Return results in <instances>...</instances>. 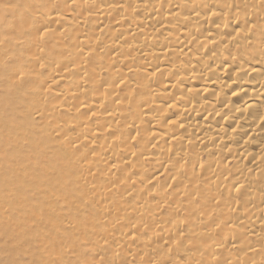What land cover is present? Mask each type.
Here are the masks:
<instances>
[{"label":"bare ground","instance_id":"6f19581e","mask_svg":"<svg viewBox=\"0 0 264 264\" xmlns=\"http://www.w3.org/2000/svg\"><path fill=\"white\" fill-rule=\"evenodd\" d=\"M5 47L39 264H264V0H0Z\"/></svg>","mask_w":264,"mask_h":264},{"label":"rangeland","instance_id":"374dc122","mask_svg":"<svg viewBox=\"0 0 264 264\" xmlns=\"http://www.w3.org/2000/svg\"><path fill=\"white\" fill-rule=\"evenodd\" d=\"M6 41H9V40L5 39V43ZM10 43L11 42H7V44H10ZM25 49L26 47H24V50H23L24 53H25ZM10 61H12L11 54L9 53V49L5 47L4 50H0V68L3 66V64H6ZM29 81L30 82L27 83V87H30L32 85L31 82H33L32 80H29ZM33 85H35V83ZM11 93L12 92H10V90H6L3 88V83L1 82V77H0V105H4V106L11 105L10 104L11 100H9ZM0 117L2 116L0 115ZM34 126L40 128L42 127V124L36 123L34 124ZM5 132H6V129H3L1 127L0 128V160H1L0 168L6 167L7 164H11L13 161H16L18 159L30 157V151L27 148H18L15 155L13 156L9 155L8 151L6 150L8 146L7 144L8 141L6 140H8V138ZM33 171L35 170H32L31 175L35 177L34 176L35 173H33ZM26 173H28V170L25 172V174ZM19 179L22 180L25 178L17 176V172L16 170H14V167H11V168L7 167L3 169L2 171L0 170V199L1 200L5 199L6 195L16 199L18 198L17 195L21 194L19 196H23L25 200L28 198L32 199V204H33L32 207H26L25 205H21L20 207V203H15L17 207L23 209L22 211H20L19 208H16V207L11 208L8 206L6 207V209L0 210V223L3 221V219L5 220L6 218L10 220L9 224L6 222L9 225L8 234H7L8 237L6 236L1 237V241L6 245V247H5V253H4L2 249V243H0V255H1L0 261L1 262L3 261L2 262L3 264H39L38 263L39 260L41 261V259L45 258V255L47 256V254H44L43 251L45 253L48 252L49 247H47L46 243L44 246L37 242L38 233L35 232L34 226L30 227V225L32 224V221L30 220L31 218L27 215L28 212L26 211L33 209L35 212L41 213L40 214L41 218L43 216V218L46 219L47 214L43 215L44 207L49 206L53 208L55 207V205L60 203V200L58 197H55V199L51 202H46V203L42 202L36 195L35 186L26 187L19 182ZM18 182L20 184H18ZM54 217H57V215H54ZM23 230H27V231L24 232ZM19 232L22 233L21 235L22 238H19V239L24 241L23 243L28 244L23 247L25 248L23 250H20L22 248L15 247V244H13L14 242L16 243ZM39 238H41V236ZM14 247L16 250L14 249ZM2 253H4L5 256H3L4 254L2 255ZM71 257L74 259V261H78L79 258L81 259V257L79 256L77 257L76 255L71 256ZM47 258L48 256L45 259Z\"/></svg>","mask_w":264,"mask_h":264}]
</instances>
